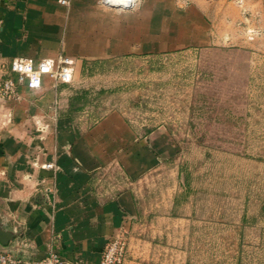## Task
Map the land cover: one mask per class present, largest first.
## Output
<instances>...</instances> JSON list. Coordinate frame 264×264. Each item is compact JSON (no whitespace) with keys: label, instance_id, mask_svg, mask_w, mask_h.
Masks as SVG:
<instances>
[{"label":"crops","instance_id":"obj_1","mask_svg":"<svg viewBox=\"0 0 264 264\" xmlns=\"http://www.w3.org/2000/svg\"><path fill=\"white\" fill-rule=\"evenodd\" d=\"M260 34L264 0H140L134 9L100 0H0V84L17 79L10 72L16 57L74 60L72 82L45 76L40 87L18 84V98L0 100V227L16 234L19 252L37 261L55 250L66 264H98L109 239L126 232V264H135L142 213L134 182L157 164L156 141L124 110L70 112L86 62ZM48 162L57 168L40 166Z\"/></svg>","mask_w":264,"mask_h":264},{"label":"rangeland","instance_id":"obj_2","mask_svg":"<svg viewBox=\"0 0 264 264\" xmlns=\"http://www.w3.org/2000/svg\"><path fill=\"white\" fill-rule=\"evenodd\" d=\"M94 113L156 141L136 180L135 264H264V36L110 58L84 72Z\"/></svg>","mask_w":264,"mask_h":264},{"label":"built area","instance_id":"obj_3","mask_svg":"<svg viewBox=\"0 0 264 264\" xmlns=\"http://www.w3.org/2000/svg\"><path fill=\"white\" fill-rule=\"evenodd\" d=\"M140 0H100V3L118 9H134ZM68 3L69 0H61ZM10 72L17 74V79L6 77L0 84V100L18 98V84H27L30 88H38L43 84L44 77L50 76L55 80L72 82L74 79V60L67 55H60L57 59L45 58L36 63L32 58L16 57L10 64ZM45 126H39L43 133ZM42 168H57L53 162L43 163ZM129 236L126 232L113 235L107 242L101 260L98 264H126L129 249ZM27 244H24V247ZM66 264L67 261L55 250H51L44 258L33 261L22 255L19 250L0 252V264ZM74 264H86L75 261Z\"/></svg>","mask_w":264,"mask_h":264},{"label":"trees","instance_id":"obj_4","mask_svg":"<svg viewBox=\"0 0 264 264\" xmlns=\"http://www.w3.org/2000/svg\"><path fill=\"white\" fill-rule=\"evenodd\" d=\"M106 60H97V61H93L91 63H87L84 66L85 71H87L89 68L92 69L93 64H97V63H102ZM90 90L89 89H78L76 91V93L72 96L71 100H70V112L76 113L79 110H82L89 102H90Z\"/></svg>","mask_w":264,"mask_h":264},{"label":"water","instance_id":"obj_5","mask_svg":"<svg viewBox=\"0 0 264 264\" xmlns=\"http://www.w3.org/2000/svg\"><path fill=\"white\" fill-rule=\"evenodd\" d=\"M15 236L16 234L0 227V252L18 250L19 246L12 243Z\"/></svg>","mask_w":264,"mask_h":264}]
</instances>
